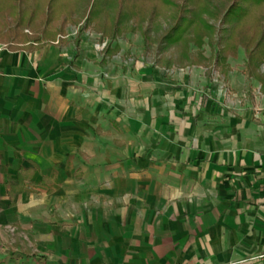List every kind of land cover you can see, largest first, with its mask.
Listing matches in <instances>:
<instances>
[{"label":"crops","instance_id":"0c3cea01","mask_svg":"<svg viewBox=\"0 0 264 264\" xmlns=\"http://www.w3.org/2000/svg\"><path fill=\"white\" fill-rule=\"evenodd\" d=\"M67 35L0 43V244L21 264H264V126L209 115L201 66L125 68L121 40ZM226 62L264 96L243 52Z\"/></svg>","mask_w":264,"mask_h":264},{"label":"trees","instance_id":"16d2710c","mask_svg":"<svg viewBox=\"0 0 264 264\" xmlns=\"http://www.w3.org/2000/svg\"><path fill=\"white\" fill-rule=\"evenodd\" d=\"M161 18L170 25L155 41L160 52L170 47L171 55L152 65H204L207 78L215 69L225 76L227 58L236 57L241 48L245 76L257 80L264 93V0H0V43L14 50L61 43L66 27L74 25L76 46L81 33L90 29L105 40L103 56L111 57L119 51L112 43L126 32H139L147 43ZM213 22L221 32L217 39ZM205 42L208 57L201 50Z\"/></svg>","mask_w":264,"mask_h":264},{"label":"rangeland","instance_id":"374dc122","mask_svg":"<svg viewBox=\"0 0 264 264\" xmlns=\"http://www.w3.org/2000/svg\"><path fill=\"white\" fill-rule=\"evenodd\" d=\"M157 22H158L157 26L152 28V31L149 34L150 39L147 43H144V41L140 38L139 32H134V33L126 32L112 43V46L114 44H117L119 46L118 40H121V44L124 47L123 53L124 55H126L124 59H126L127 61L126 63H124L125 68H132L133 64L136 63V61L141 60L140 59L141 56L148 57L149 60L147 61L154 63V60L156 59L159 58L162 59L171 55L169 53L171 50L170 47L160 52L159 45L157 41H155V39L158 38V36H160V34L169 27L170 22L164 18L158 19ZM214 25L216 29L214 36L217 39L221 35V32L218 31L219 24L216 22L214 23ZM65 31H66L65 37H68L67 34H69V37H75L77 27L74 25H68ZM103 43L105 44V40H103L101 43L102 48L104 46ZM190 46H191L190 47L191 52L193 54H196L197 48L192 44ZM201 50L203 52V56L205 57L210 56V49L206 42L202 46ZM238 51L240 54L243 52L241 48H239ZM234 63L236 64L235 66H241V59L239 58L237 60H234ZM193 66H201L202 67L201 70L203 72L204 69H206L204 65H193ZM175 67H172L170 69H182V68H177V66ZM205 79L207 81H210L209 82L210 85L206 83L203 87L204 91L202 92L201 90L200 94L203 95V97L210 99L215 104L214 112H212L210 109L209 115L212 116L228 115L240 119H244V118L248 119V115H251L253 123L255 125L264 126V96L260 94L259 86L257 82L251 80L252 82L251 84H249V86L247 82L246 88L242 91L237 92L230 86V84H228L223 79L222 74L218 69L213 70L211 77L208 79L206 77ZM212 86L215 87L216 91L221 97L220 100H217V98L215 99L212 96L211 93ZM9 230L12 232L14 231V228L10 227ZM11 251L12 250L10 249V245L6 248L4 244H0V259L3 260L4 264H21V260L17 257L14 258L13 257L14 252L12 253Z\"/></svg>","mask_w":264,"mask_h":264},{"label":"built area","instance_id":"2783aa9c","mask_svg":"<svg viewBox=\"0 0 264 264\" xmlns=\"http://www.w3.org/2000/svg\"><path fill=\"white\" fill-rule=\"evenodd\" d=\"M104 44V43H103Z\"/></svg>","mask_w":264,"mask_h":264}]
</instances>
